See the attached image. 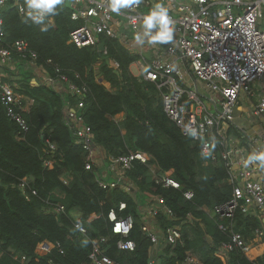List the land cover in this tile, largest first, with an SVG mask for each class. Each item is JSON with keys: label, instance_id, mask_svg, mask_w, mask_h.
<instances>
[{"label": "trees", "instance_id": "1", "mask_svg": "<svg viewBox=\"0 0 264 264\" xmlns=\"http://www.w3.org/2000/svg\"><path fill=\"white\" fill-rule=\"evenodd\" d=\"M18 2L26 7L25 0ZM70 14L71 8L62 3L55 14H48L37 25L26 22V14L20 15L14 2L0 8L4 47L24 41L37 54L35 66L48 78L57 79V68L70 83L85 89L77 97L67 89L60 93L51 86H33L34 66L14 52L10 63L0 64V71H5L17 61L18 75L4 81L16 85L23 104L26 99L33 101L24 113L25 134H19L18 125L6 116L0 102V264H22V256L27 259L24 264H89L91 243L99 237L107 239L104 253L113 264H182L188 255L201 264H264V254L251 262L238 249L225 252L222 248L230 242L231 233L241 235L245 242L254 239L261 228L255 215L237 211L231 220H220L207 212L232 196L233 186L221 157L217 155L211 162L202 156L201 141L183 135L168 120L156 86L131 73L138 56L123 44L104 37L96 47L78 49L71 44L69 34L78 24L71 21ZM104 48H108L107 55H103ZM113 61L119 64L117 71L110 67ZM81 101L83 107L77 109ZM66 107L77 109L105 161L132 152L148 156L145 164L135 161L127 174L125 181L133 188L103 190L96 182L100 177L96 165L91 172L84 170L88 152L75 143L65 125ZM119 114L123 119L116 122ZM235 134L231 128L226 135ZM46 140L54 146L53 151ZM152 166L158 168L160 179L171 172L170 178L180 188L164 187L153 179ZM20 181L27 185L25 194L18 188ZM188 191L193 193L189 201L183 196ZM145 196L163 199L165 209L156 208L153 224L159 236L178 229L181 237L175 244L159 240L154 246L142 231L145 219L139 206ZM120 203L126 205L121 212ZM57 205L65 212L57 213ZM111 210L119 218L132 219L125 239L135 244L133 252L117 249L121 238L111 232ZM76 219L86 235L73 228ZM43 243L52 250L37 256L35 250Z\"/></svg>", "mask_w": 264, "mask_h": 264}, {"label": "built area", "instance_id": "2", "mask_svg": "<svg viewBox=\"0 0 264 264\" xmlns=\"http://www.w3.org/2000/svg\"><path fill=\"white\" fill-rule=\"evenodd\" d=\"M9 1L0 0V8ZM13 2L20 15L26 14V7L18 0ZM156 3H162L168 9L173 39L155 45L147 42L143 45L137 44L134 35L142 33L143 17ZM63 4L71 8L70 19L78 24L69 34V40L76 48L96 47L100 38L104 37L119 41L138 56L130 71L143 81L156 86L161 93L163 111L168 120L183 135L201 141L202 156L215 162L218 155L224 161L229 182L233 186L232 196L229 201L214 206L210 212L220 220H231L237 211L255 215L261 224V228L255 231V237L262 239L264 179L257 177L258 162L246 166L245 161L250 154L264 151V0H142L139 6L123 8L118 14L108 7L109 0H63ZM2 25L0 15V64L10 63L14 52L35 65L37 54L30 51L24 41H16L10 47L3 46ZM107 52L108 48H104L103 55H107ZM109 64L114 71L119 69L116 61ZM55 74L57 79L48 78V84L60 83L77 97L85 93L83 87L70 83L66 76L60 74L59 69H55ZM257 83L262 87L263 97L250 109V114L262 119L258 135L249 140L247 147H235L232 136L226 135L227 131L233 123L239 100L242 96H252ZM23 100L12 86L0 81L1 105L6 116L18 125L19 134L28 131L24 113L27 112V107L33 104L32 100H25L23 104ZM82 107L81 101L77 109ZM63 116L75 143L88 152L84 170L91 172L94 164L91 155L96 149L92 143L91 130L83 123L76 110L66 107ZM45 144L51 151L55 149L47 140ZM234 158L237 159V176H234L232 171ZM107 160L113 171V181L107 184L97 179L98 186L103 190L124 186L133 163L138 161L145 164L149 158L140 152H133L108 157ZM159 179L155 178L164 187L180 188L179 183L170 176L165 175ZM63 184L66 185L67 181L63 180ZM18 188L23 194L28 190L24 181L19 182ZM30 192L33 196L36 195L34 191ZM183 196L189 201L193 198V193L188 191ZM157 204L162 210L165 209L163 199L157 198ZM125 208L126 205L120 203L118 211L121 212ZM56 211L60 214L65 212L61 205L56 206ZM150 213L155 217L158 209L151 210ZM108 221L112 224V234L121 238L117 249L133 252L135 244L125 239L132 229V219L119 218L115 211L111 210ZM73 228L77 233L86 235V229L79 219L75 220ZM220 229L226 230L222 226ZM142 231L154 246L159 240L175 244L181 237L178 229H169L163 236L149 232L145 226ZM106 242L104 237L92 241L88 255L89 264H113L104 253L103 246ZM222 248L225 252L238 249L245 256L249 251V246L237 233H231L230 242L223 244ZM51 250L47 243H43L36 248L35 254L45 256ZM20 262L24 264L27 259L22 256ZM182 264L201 263L188 255Z\"/></svg>", "mask_w": 264, "mask_h": 264}, {"label": "crops", "instance_id": "3", "mask_svg": "<svg viewBox=\"0 0 264 264\" xmlns=\"http://www.w3.org/2000/svg\"><path fill=\"white\" fill-rule=\"evenodd\" d=\"M244 1L249 2L253 0H244ZM33 66H34V71L32 72L33 80L31 81L33 86L35 87L37 86L50 87L51 86L56 91L60 93H65V89H66L65 86H63L60 83H55L53 85L48 84L47 82L48 76L39 67H36L35 65ZM16 67H17V61L13 65L6 68L7 70L5 69V71H0V81L12 86L14 91L17 88L16 85L14 84L11 85L9 83H6L4 80L10 78L11 76H13V78H16V76L18 75V72H17L18 69ZM104 85L107 87L106 84ZM261 97H263L262 87L260 86V84L257 83L255 84V88L253 90L252 96H249V97L242 96L241 99L239 100L238 105L235 109L233 123L230 125V128H229V129L233 128L238 133V135L235 134V136H232V141L234 142L235 147H238V146H240L241 148L247 147L249 140L256 138V136L258 135L259 125L262 123V119L252 116L250 114V109L256 104H258ZM29 108L30 106L27 107V112ZM70 109H74V108H70ZM74 110L77 111V109H74ZM122 119H123V114H119L114 118L116 122H120L122 121ZM91 156H92L91 159L93 163L97 167V172L100 176L99 179L102 180L104 183L110 184L113 181V171L108 161H105L106 157L104 155V152L100 148H96L93 150V153ZM236 162H237V159L234 158L233 167H232L234 176H237L236 174H237L238 166ZM256 169H257L256 170L257 177L264 179V168H261L258 163ZM151 171H152L153 179L158 177L157 167L152 166ZM165 175L170 176L171 172H166L162 176H165ZM123 187L126 188V190H128L129 188H133V184L125 181ZM57 196H59L58 198H60L61 194L57 193ZM157 207H158L157 198L155 197L150 198L146 196H145L144 201L141 203V206H139V210L141 211V214L143 215V218L145 219L144 221L145 227H147V230L149 232H153L155 234L158 233V231L156 230V227L153 224V219L155 217L151 216L150 212L151 210H155ZM207 212L211 218H215L213 214L209 212V210ZM263 232H264V228H263ZM206 240L210 242L211 238L208 235H206ZM246 245L249 246V251L246 256V258L249 261L251 262L255 261L256 259L263 256L264 237L260 239L254 236V239H252L250 242H246Z\"/></svg>", "mask_w": 264, "mask_h": 264}, {"label": "clouds", "instance_id": "4", "mask_svg": "<svg viewBox=\"0 0 264 264\" xmlns=\"http://www.w3.org/2000/svg\"><path fill=\"white\" fill-rule=\"evenodd\" d=\"M63 0H25L26 22L41 25L45 16L55 14L57 6L62 4ZM142 0H109L108 7L114 13H119L121 9L129 6H139ZM172 21L168 14V9L162 3H156L155 6L144 15L142 20V33H136L134 39L137 44L143 45L145 42L155 45L158 43L170 42L173 39ZM42 31L46 27L41 28ZM193 135L195 133L193 132ZM258 162L261 168H264V151L250 154L245 165ZM79 228V224H77Z\"/></svg>", "mask_w": 264, "mask_h": 264}, {"label": "water", "instance_id": "5", "mask_svg": "<svg viewBox=\"0 0 264 264\" xmlns=\"http://www.w3.org/2000/svg\"><path fill=\"white\" fill-rule=\"evenodd\" d=\"M9 3H10V4H13V0H10Z\"/></svg>", "mask_w": 264, "mask_h": 264}]
</instances>
